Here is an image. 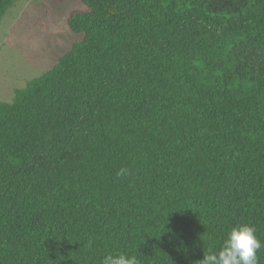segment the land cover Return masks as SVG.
<instances>
[{
	"label": "trees",
	"instance_id": "trees-1",
	"mask_svg": "<svg viewBox=\"0 0 264 264\" xmlns=\"http://www.w3.org/2000/svg\"><path fill=\"white\" fill-rule=\"evenodd\" d=\"M82 2V39L0 101V264H199L240 223L264 242V0Z\"/></svg>",
	"mask_w": 264,
	"mask_h": 264
},
{
	"label": "rangeland",
	"instance_id": "rangeland-1",
	"mask_svg": "<svg viewBox=\"0 0 264 264\" xmlns=\"http://www.w3.org/2000/svg\"><path fill=\"white\" fill-rule=\"evenodd\" d=\"M82 0H18L0 27V101L51 69L83 35L68 26Z\"/></svg>",
	"mask_w": 264,
	"mask_h": 264
},
{
	"label": "clouds",
	"instance_id": "clouds-1",
	"mask_svg": "<svg viewBox=\"0 0 264 264\" xmlns=\"http://www.w3.org/2000/svg\"><path fill=\"white\" fill-rule=\"evenodd\" d=\"M128 174L121 168L118 176ZM264 248L251 224L240 223L233 226L226 234L221 246L215 252L205 253L199 264H259L257 252ZM101 264H140L137 256L124 252L108 253L101 259Z\"/></svg>",
	"mask_w": 264,
	"mask_h": 264
}]
</instances>
